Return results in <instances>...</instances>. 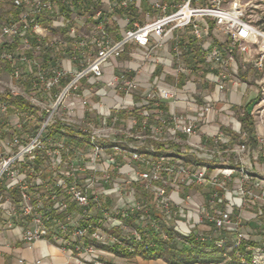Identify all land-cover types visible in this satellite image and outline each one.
I'll use <instances>...</instances> for the list:
<instances>
[{
	"label": "built area",
	"instance_id": "obj_1",
	"mask_svg": "<svg viewBox=\"0 0 264 264\" xmlns=\"http://www.w3.org/2000/svg\"><path fill=\"white\" fill-rule=\"evenodd\" d=\"M11 1L0 92L34 112L0 100V232L57 241L81 264H109V247L183 244L223 249L225 264H264V129L254 122L250 143L245 104L226 96V80H242L235 55L264 66V29L245 4ZM167 43L166 62L157 51ZM125 51L148 62L145 82L116 66L102 79Z\"/></svg>",
	"mask_w": 264,
	"mask_h": 264
},
{
	"label": "crops",
	"instance_id": "obj_2",
	"mask_svg": "<svg viewBox=\"0 0 264 264\" xmlns=\"http://www.w3.org/2000/svg\"><path fill=\"white\" fill-rule=\"evenodd\" d=\"M143 9L146 5L142 3ZM92 22L89 18L83 19V35H86L91 30ZM57 32V31H56ZM183 38L187 35L182 33ZM114 37L118 36L116 31L113 32ZM221 39L223 37L221 36ZM168 48L169 43L164 45L163 48L157 51V54L165 56L162 58L168 61ZM224 49L223 46H221ZM129 47L127 48V50ZM134 56L137 60L140 58L142 48L133 47ZM224 54V52H222ZM112 67L107 66L104 71L102 79H106L112 72L114 67L117 68H138L135 73L136 78L145 82L148 78L147 70L149 68L148 62H139L141 67L137 66L138 61L133 60L128 52H124L121 57L112 61ZM66 66L69 65L67 60H64ZM208 78L214 79L213 75L208 74ZM258 95V89L253 85H248L246 82L239 80L236 81L234 77L226 80V96L234 103L246 104L252 98ZM79 114H82V109H79ZM246 216H249L247 213ZM253 225V222H250ZM109 264H170L163 258H144L140 255H133L129 257L120 256L116 252L107 251L103 257ZM39 260V263L36 261ZM0 264H81L74 255L68 251L67 247L62 248V244L52 240H36L31 243H26L21 239V228L14 226L6 231L0 232ZM187 264H225L221 261H199Z\"/></svg>",
	"mask_w": 264,
	"mask_h": 264
},
{
	"label": "trees",
	"instance_id": "obj_3",
	"mask_svg": "<svg viewBox=\"0 0 264 264\" xmlns=\"http://www.w3.org/2000/svg\"><path fill=\"white\" fill-rule=\"evenodd\" d=\"M10 8L12 10V15L16 16L17 13L19 12V10L13 6L12 1L10 2ZM39 21L45 26L49 25L48 21L45 18H40ZM51 29L53 31L58 30V29L52 28V27H51ZM191 42L192 41H190V44L192 45V47H194L195 49L198 50L199 47L196 44H194L193 42L192 43ZM201 56L202 55L200 54V57ZM0 71H1V69H0ZM258 96L259 95L252 98L250 101H248L244 105V112L240 116V120L242 122L243 127L246 128L248 131V135H249L248 141L250 143L254 142V120H253V117L248 112V107L251 106L256 101ZM0 100L8 101L9 103L19 107L22 110L34 112L31 105L28 102H26L24 99H22L21 97L11 96L8 93H1L0 92ZM108 249L112 250V251L116 252L117 254H119L120 256H124V257H129V256H133V255H140L144 258H158V257H160V258L165 259L170 264H187V263L199 262V261L202 262L204 260L205 261L219 262L222 260L221 255L220 256L215 255V253H217V251H218L217 248H214L215 249L214 253H206V254L204 253V254H202V258L199 259V258H197V256L202 251H196L195 247H189V246H186L185 244H183L181 247H176V246L144 247L141 245H134L132 251H127L125 248L116 249L113 247H109Z\"/></svg>",
	"mask_w": 264,
	"mask_h": 264
},
{
	"label": "rangeland",
	"instance_id": "obj_4",
	"mask_svg": "<svg viewBox=\"0 0 264 264\" xmlns=\"http://www.w3.org/2000/svg\"><path fill=\"white\" fill-rule=\"evenodd\" d=\"M242 3L245 4V15L246 18L249 19L253 24L259 25L262 29H264V0H241ZM11 0H0V18L2 20L8 19L11 14L12 10L10 8ZM251 48V56L255 60L258 55V47L255 44L250 46ZM238 61V69L236 70L235 75H239L240 79H243L248 85H253V87L261 90L262 84L264 82V66L262 70H258L256 67L252 65V63H245L241 64L240 55H235ZM1 68L3 67V63H0ZM118 69V68H117ZM122 69V68H119ZM9 80V69L2 68L0 71V86H3L6 81ZM259 96L256 101L248 107V110L251 111V115L257 128L264 129V92L258 93ZM6 138H9L8 136ZM181 247V246H179ZM196 251H202L199 253L197 258L201 259L202 254L206 253H214V247H207V246H197L195 247ZM223 249H218L215 255H221ZM227 253L229 249H226Z\"/></svg>",
	"mask_w": 264,
	"mask_h": 264
}]
</instances>
